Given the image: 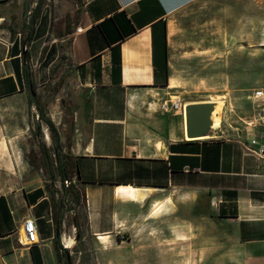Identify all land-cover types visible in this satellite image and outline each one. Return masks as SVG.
<instances>
[{"label": "crops", "instance_id": "crops-1", "mask_svg": "<svg viewBox=\"0 0 264 264\" xmlns=\"http://www.w3.org/2000/svg\"><path fill=\"white\" fill-rule=\"evenodd\" d=\"M39 1L0 0V173L9 174L0 180L1 264H65L56 237L67 246L63 232L73 230L45 168L35 169L24 147L41 120L27 94L33 80L37 87L50 41L62 42L74 94L68 140L86 193L84 238L110 244V252L124 249L123 236H141L143 252H157L162 264H264V157L243 144L264 132L262 100L256 89L192 71L193 56L173 49L180 11L198 0H79L78 16L66 17L58 33L56 15L70 2ZM197 91L204 95L184 100L226 99L223 127L189 139L184 112L164 110L161 102ZM61 181L57 176L54 186ZM122 185L146 195L120 196ZM169 199L153 211L156 200ZM27 216L38 224L40 241L33 244L23 242Z\"/></svg>", "mask_w": 264, "mask_h": 264}, {"label": "rangeland", "instance_id": "rangeland-1", "mask_svg": "<svg viewBox=\"0 0 264 264\" xmlns=\"http://www.w3.org/2000/svg\"><path fill=\"white\" fill-rule=\"evenodd\" d=\"M70 7L63 13L58 11L54 21L56 33L66 17L74 21L79 14V0H68ZM264 0H198L184 7L177 17L172 33V46L178 53L193 56L195 62L191 65L192 71H200L201 75L215 74V82L230 79V84L239 83L245 91L253 93L255 89L264 86ZM54 44V47L53 45ZM56 45V47H55ZM51 51L36 71L37 93L39 101L45 107L47 114L56 123L65 152H70L72 122L76 115L74 94L69 88L65 69L67 55L63 53L61 41H50ZM205 50V51H203ZM207 64L204 68L203 65ZM51 70L48 71L47 67ZM217 75H219L217 77ZM251 87V88H250ZM219 90L212 89L213 93ZM211 91L207 92L210 93ZM27 99H30L29 93ZM204 95V91L184 93L183 99ZM188 101V100H186ZM31 135L24 140L26 158L36 156L35 169L44 167L39 138L45 140L54 159L52 141L45 139L42 128L41 135ZM47 130V129H46ZM33 166V165H32ZM45 168V167H44ZM46 170V169H45ZM56 173L61 176L56 169ZM47 174V172H46ZM73 179L77 180L75 173ZM9 174L0 173V180L8 179ZM47 179L50 178L47 175ZM59 196L64 201L61 207L66 224L73 229L68 236L76 242L69 249L72 264H162L157 252H143V237L123 236L124 249L114 248L109 252L110 244L101 242L98 238L85 237L88 227L85 221L86 209L84 202L74 201L72 194L66 192L63 181L59 183ZM75 212L81 213V223L78 226ZM77 228L73 226H76ZM75 228L77 230H75ZM141 228V225H140ZM62 234V236H63ZM126 241H128L126 243ZM154 238L152 242H157ZM118 243L113 241L111 245ZM128 244V246H127ZM135 249L132 252V247ZM107 246V247H106ZM127 246V247H126ZM128 256L129 260L126 261ZM64 263L67 264L68 254H64ZM1 264V262H0Z\"/></svg>", "mask_w": 264, "mask_h": 264}, {"label": "trees", "instance_id": "trees-1", "mask_svg": "<svg viewBox=\"0 0 264 264\" xmlns=\"http://www.w3.org/2000/svg\"><path fill=\"white\" fill-rule=\"evenodd\" d=\"M41 1H39V4L41 5ZM40 5L38 8L34 10V16L37 15V12H39ZM34 82V89L35 93L31 92L30 100L34 101L38 105V110H39V115L40 119L44 120L51 131V136H52V146H53V152H54V159L50 154V149L49 146L47 145L45 140H41L39 138V145L41 147V152H42V157H43V162H44V167L46 169V172L50 178V182L48 183V187L52 191V197L55 196L56 191H60V189L57 186H54V182L57 179V173L56 169L58 170L59 175L61 176L63 180V185L65 186L66 192H70L72 194V197L74 201L82 203L84 202V207L86 209V217L85 221L88 227V212H87V204H86V193L85 191L78 186L77 181H73V174L75 173L77 176V180L79 179V174H78V165L77 162L73 159L71 154L69 152H65L64 150V145L61 139L60 132L58 130V127L54 120L52 119L51 116H49L46 111L45 107L42 105V103L39 101L38 98V93H37V87ZM41 120H38V122L35 124V134L37 136L41 135L42 132V124ZM69 141V140H68ZM29 162L35 166L37 157L36 156H31L29 159ZM69 179L71 180L69 184H66L65 180ZM53 182V184H52ZM60 207L63 204V197L60 196ZM56 216H58V210L55 211ZM75 219L76 223L79 226L81 223V213L80 212H75ZM62 219L59 218V227H61ZM56 245L58 248L65 249L67 251V247H65L62 242L60 241V235L56 237Z\"/></svg>", "mask_w": 264, "mask_h": 264}, {"label": "water", "instance_id": "water-1", "mask_svg": "<svg viewBox=\"0 0 264 264\" xmlns=\"http://www.w3.org/2000/svg\"><path fill=\"white\" fill-rule=\"evenodd\" d=\"M27 45L24 44L26 54ZM32 93H35L34 83L30 85ZM226 99L188 100L184 103V115L186 125V137L199 139L212 137L222 131L223 112ZM52 140V136H51ZM76 225V224H75ZM77 228V225L75 226ZM68 264H72L67 249Z\"/></svg>", "mask_w": 264, "mask_h": 264}, {"label": "built area", "instance_id": "built-area-1", "mask_svg": "<svg viewBox=\"0 0 264 264\" xmlns=\"http://www.w3.org/2000/svg\"><path fill=\"white\" fill-rule=\"evenodd\" d=\"M254 96L261 101V106L263 107L262 119L264 121V86L257 88L254 92ZM184 103L185 100L182 97H177L175 100L168 101L163 100L161 102V108L164 110H179L184 112ZM244 147L246 150L252 154L264 157V132L262 135H255L251 138L243 141ZM71 180L66 179V184H69ZM73 181H76L73 179ZM23 230H24V240L25 244H33L39 240V231L36 218L34 216H27L23 221ZM66 246V245H65ZM67 247V246H66Z\"/></svg>", "mask_w": 264, "mask_h": 264}, {"label": "bare ground", "instance_id": "bare-ground-1", "mask_svg": "<svg viewBox=\"0 0 264 264\" xmlns=\"http://www.w3.org/2000/svg\"><path fill=\"white\" fill-rule=\"evenodd\" d=\"M173 83H175L173 81ZM46 138L49 140L50 136L48 135V133H46ZM118 194L120 196H130V197H135V198H144L146 195V192L143 191L141 188H137L134 187L132 185H122L118 188ZM171 203V200L169 199L168 201H160V200H156L153 204V211L154 212H159L164 210L165 208L168 207V205ZM75 230H77L75 228ZM100 239H102V241H105L107 236L105 235H99ZM64 240L67 244L68 247H73L76 240L73 237H69L68 234L64 235Z\"/></svg>", "mask_w": 264, "mask_h": 264}]
</instances>
